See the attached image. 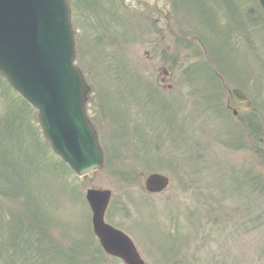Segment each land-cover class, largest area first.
Segmentation results:
<instances>
[{
	"label": "rangeland",
	"instance_id": "1",
	"mask_svg": "<svg viewBox=\"0 0 264 264\" xmlns=\"http://www.w3.org/2000/svg\"><path fill=\"white\" fill-rule=\"evenodd\" d=\"M245 1L249 8L245 22L248 23L249 17L251 21L247 56L243 60L242 49L235 50L231 40L223 44L217 41L216 52L225 65L221 69H229L235 75L248 76L253 72L249 69H256L259 75L249 81L246 90L262 113L263 122L253 113L247 115L246 127L242 126L240 117L234 119L223 113L209 116L204 97L197 102L190 90L194 79L189 77L187 85L176 77L175 96L182 93L181 88L186 93L185 103L176 102L175 115L169 112L168 99L166 102L160 99L159 102L165 103L166 114L161 122L158 110L151 107L150 101L141 102L140 98L138 109L152 115L153 120L144 126V137L120 143L117 168L115 164L112 168L104 166L78 179L50 153L36 123V113L0 79V92L13 103L9 104L8 98L0 94V264H122L118 259L98 254L90 243V214L79 192L88 187L111 190L110 209L117 212V226L130 233L136 231V243L146 264H264V129L261 125L264 126V17L256 0ZM222 2L211 0L216 8ZM194 6L189 12L190 1L184 0L179 7L183 11L174 12L178 19L189 12L181 20L192 28L203 14L210 12L209 6L199 0ZM73 8L74 17L79 19L80 13L84 16L81 30L88 38L84 48L96 54L98 63L103 59L102 51L111 52L107 32L130 39L150 14L146 6L134 1L121 2L117 7L112 0H92L85 4L77 0ZM120 10L121 18L117 16ZM257 18L263 23L261 27ZM205 26L213 37H230L219 13L211 12ZM139 35L142 38L143 34ZM156 47L159 42L155 36L153 48ZM134 49L140 82L153 81L154 76L143 70L145 56L141 43ZM192 49L185 45L186 54L178 56L182 63L175 73L196 69L200 60L189 54ZM115 69L113 64L108 75L105 69L100 72L105 79L106 98L111 103H101L100 119L107 123L103 133L109 135H118V119L128 135L121 141H126L137 134L131 131L130 99L119 92L115 83L122 88L129 77L117 80ZM129 73L127 69L122 74ZM249 84L257 88L252 89ZM174 99L170 97V103ZM117 140H120L118 136ZM101 145L105 148L102 142ZM124 148L143 154L136 159L139 162L136 169L128 163L133 157ZM144 153H161L163 160L150 163ZM155 170L170 179L169 187L161 195H149L144 190L146 175ZM37 209L45 216L46 224Z\"/></svg>",
	"mask_w": 264,
	"mask_h": 264
},
{
	"label": "water",
	"instance_id": "2",
	"mask_svg": "<svg viewBox=\"0 0 264 264\" xmlns=\"http://www.w3.org/2000/svg\"><path fill=\"white\" fill-rule=\"evenodd\" d=\"M146 1L150 2L151 4L153 3V0H146ZM261 1L264 5V0H261ZM23 2L24 1L21 0V3H23ZM2 6H6V3L0 5V10H2ZM17 7L19 9H21L20 6H17ZM26 22H27V19H26ZM10 41H11V44L14 46V44H15L14 39H10ZM71 51H72V46L69 45L67 47V52L70 53ZM22 56L23 55H19L18 57H15V60L21 59ZM22 64H23L24 69L27 66H29L26 61H22ZM35 65L37 66V64H35ZM16 69H17V66L13 61V66L9 67L8 69H0V71H1V73L4 72L2 74L5 77L7 76L8 79L13 83V85L19 91H21L30 100H33L34 97L21 84V80L17 76L18 73H17ZM43 69H45V71L49 74L52 73V71L50 70L51 69L50 66H45V67H43ZM74 73L77 76V78L79 79V76L77 75V73L75 71H74ZM46 78L49 82H51V79H52L51 75L46 76ZM50 85H51V87H53V83H50ZM52 90H53V88H52ZM78 105H79L78 111L82 115V102H79ZM39 117L42 120V123H43V126H44L46 133H48V135H50V131H52V133H53V146H54L56 152L59 154H62L63 157L71 164V166L73 167V169L77 173L78 172L84 173V172H86L90 169H93L99 165L98 164L99 163V157L97 154V148L95 146V141H94V137H93L94 134L89 127L85 128V119H84L83 115H82V118L79 119V124L83 126V129H85V131L80 130V132H82V134L87 135V136L83 135L80 137H74L70 143H71V145H72V143L73 144L77 143V146L72 147V148L69 146L68 149L62 144V141H61L63 134L66 132L65 131L66 125L65 124H63V125L54 124V121H52L50 119V117L48 116V114L46 113V111L43 108L40 109ZM61 147L64 150H61ZM70 149H71V151H70ZM90 196L92 198L93 203L95 204V207L97 208V210L99 212V216H101L103 206H104L105 201L107 199V192H103V193L90 192ZM100 230L103 231V229H100ZM112 238H114L113 235H112ZM123 241H124L123 237H119V239H117V253L119 255L123 256L130 264H142V262L138 259V257L136 255L132 245L130 244V242L127 241L126 243H123ZM108 245H110V246H108ZM105 247L110 251L116 249V245L114 244V242L105 243Z\"/></svg>",
	"mask_w": 264,
	"mask_h": 264
}]
</instances>
